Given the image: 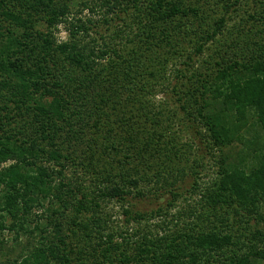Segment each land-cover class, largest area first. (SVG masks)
<instances>
[{"label": "trees", "instance_id": "1", "mask_svg": "<svg viewBox=\"0 0 264 264\" xmlns=\"http://www.w3.org/2000/svg\"><path fill=\"white\" fill-rule=\"evenodd\" d=\"M238 2L0 0V264H264V10Z\"/></svg>", "mask_w": 264, "mask_h": 264}, {"label": "rangeland", "instance_id": "2", "mask_svg": "<svg viewBox=\"0 0 264 264\" xmlns=\"http://www.w3.org/2000/svg\"><path fill=\"white\" fill-rule=\"evenodd\" d=\"M212 4L214 2H219V0H211ZM239 1L238 5L235 9H238L239 13L234 14V19L238 17V15L243 16L244 18L247 17V13L256 14L257 11L264 10L261 8L260 5L257 4V0H232V2ZM218 9V7H217ZM221 9V8H219ZM91 14L89 13V10H86L81 14L83 18L89 17ZM98 19V16H96ZM237 21V20H235ZM60 32L58 33V38L60 41H65L67 39V31L63 25L60 27ZM162 99V96H160L157 100L160 101ZM202 149H205L204 145H201ZM207 152L205 150H202L199 155L192 156L190 162L188 164L182 165L180 167H183L185 169V176L179 181L176 185V191L179 194V200L176 204V208L171 210V213L175 214L176 216H179V212H188L189 205H194V202L199 198V196L192 194L193 187L195 185V182L199 183L200 186H205L206 184L211 183V181L216 177V172L218 170L217 167V161L213 159L211 156L206 154ZM201 156H204L202 159ZM195 161H194V160ZM194 161V162H193ZM194 171L199 174V176L194 175ZM198 178V180H197ZM154 194H152L153 197ZM148 198V211L156 210L159 207L166 208L168 202L172 201L173 197L169 193H162L156 197V198ZM109 212L113 215V220L117 222L118 224H122L124 221L123 216L121 214V208L118 204H111L109 206ZM170 213V214H171ZM160 220H157L159 222ZM192 221V218H183L182 221L179 220L178 224L180 223V227L183 225L189 224V222ZM177 223V222H175ZM264 227V226H259Z\"/></svg>", "mask_w": 264, "mask_h": 264}]
</instances>
